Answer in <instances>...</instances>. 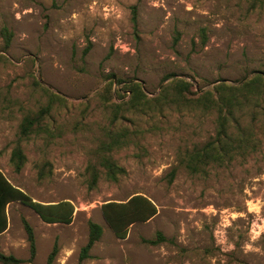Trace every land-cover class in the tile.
Listing matches in <instances>:
<instances>
[{
	"label": "rangeland",
	"instance_id": "1",
	"mask_svg": "<svg viewBox=\"0 0 264 264\" xmlns=\"http://www.w3.org/2000/svg\"><path fill=\"white\" fill-rule=\"evenodd\" d=\"M3 28L11 33L8 46ZM256 71L264 72V3L0 0V170L35 201L69 200L74 206L70 223H47L12 202L0 251L24 259L20 264H46L55 242L51 264H264V143L244 162L212 166L206 175L179 164L180 152L213 133L211 118L174 109L135 116L141 134L112 153L125 173L117 182L100 178L93 189L86 183L110 104L130 94L116 97L124 84L117 80L133 79L153 96L167 74L202 90ZM42 86L65 101L53 104L47 120L53 137L32 134L21 142L26 162L16 172L10 151L22 116L48 103ZM136 193L149 197L157 213L118 238L100 206ZM22 218L34 232L31 262ZM89 220L101 225L102 235L80 259ZM156 231L166 240L144 241Z\"/></svg>",
	"mask_w": 264,
	"mask_h": 264
},
{
	"label": "trees",
	"instance_id": "2",
	"mask_svg": "<svg viewBox=\"0 0 264 264\" xmlns=\"http://www.w3.org/2000/svg\"><path fill=\"white\" fill-rule=\"evenodd\" d=\"M252 7L261 6L264 0H249ZM131 22L137 27L136 7H131ZM1 34L5 46H8L11 33L3 28ZM204 36V33H203ZM174 74H167L163 80H168L161 86L159 92L148 96L139 82L117 80L124 83L115 90L117 98H123L128 91L129 97L121 102L110 104L108 125L103 128V137L95 148V162L86 167L87 187L93 189L100 178L117 182L125 173V169L113 158L112 153L128 146L136 140L142 132L135 124V116L146 115L151 112L162 113L163 110L184 111L212 120L213 133L206 140L184 149L179 154V164L191 174L206 175L212 166H225L232 161L244 162L258 151L264 143V72L256 71L250 77L229 83L225 81L213 84L202 90H193L192 83L186 79L173 78ZM111 85V81L109 82ZM48 96V103L36 111H27L18 125L17 139L12 147L9 162L14 171L18 172L26 162V155L21 142L30 138L32 134H45L53 137V128L47 120L55 102H64L65 98L48 87L42 86ZM106 90V89H105ZM125 121H129L126 123ZM46 163L38 169V177L42 178ZM176 169L169 172L173 179ZM12 202H19L31 208L47 223L71 222L74 206L69 200L52 203H42L33 200L26 192L14 185L0 170V234L8 227L7 206ZM102 216L116 237L125 238L128 228L136 222H145L157 213L156 205L146 195L136 193L125 200L105 201L100 206ZM23 228L29 245L31 262L36 253L35 237L30 223L22 218ZM102 227L100 224L88 221V237L80 248V259L89 257V250L100 239ZM166 237L155 232V237L144 239L145 242L156 244L165 241ZM58 252L57 242L54 243L47 257L51 264ZM24 259L0 251L1 264H20Z\"/></svg>",
	"mask_w": 264,
	"mask_h": 264
},
{
	"label": "crops",
	"instance_id": "3",
	"mask_svg": "<svg viewBox=\"0 0 264 264\" xmlns=\"http://www.w3.org/2000/svg\"><path fill=\"white\" fill-rule=\"evenodd\" d=\"M10 204H11V203H10ZM10 204H9V205H10ZM9 205L7 206V215H8V208H9ZM8 226H9V217H8ZM7 229H8V227H7ZM7 229H6V230H7ZM6 230L3 231L1 234H3L4 232H6ZM1 234H0V235H1Z\"/></svg>",
	"mask_w": 264,
	"mask_h": 264
}]
</instances>
